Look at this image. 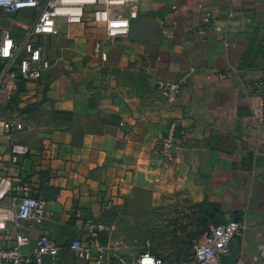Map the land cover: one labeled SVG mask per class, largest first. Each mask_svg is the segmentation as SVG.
<instances>
[{
  "label": "crops",
  "instance_id": "crops-1",
  "mask_svg": "<svg viewBox=\"0 0 264 264\" xmlns=\"http://www.w3.org/2000/svg\"><path fill=\"white\" fill-rule=\"evenodd\" d=\"M207 14L214 24L202 40L194 30ZM36 16L0 9V35L7 30L23 42ZM263 33L264 0H141L129 35L114 43L89 13L81 23L59 20L43 43L51 68L23 84L5 110L23 130H0V176L47 203L42 224H22L32 240L23 251L49 235L61 247L49 264H88L70 244L97 236L110 245L102 242L106 211L146 192L154 204L183 195L195 205H216L224 222L246 226L223 264H259L264 126L257 130L252 116L254 107L264 108V69L246 55ZM98 41L106 62L92 56ZM160 81L182 83L175 103L161 98ZM171 122L178 135L166 159L158 144ZM14 142L30 150L18 164ZM14 234L11 226L0 233V244L11 246Z\"/></svg>",
  "mask_w": 264,
  "mask_h": 264
},
{
  "label": "built area",
  "instance_id": "built-area-1",
  "mask_svg": "<svg viewBox=\"0 0 264 264\" xmlns=\"http://www.w3.org/2000/svg\"><path fill=\"white\" fill-rule=\"evenodd\" d=\"M140 2L141 0H0V9L6 13L32 10L37 14L23 42H16L7 30L0 35V130L8 135L23 130L22 122L8 118L5 110L12 105L23 84L40 81L44 72L51 68L50 61L43 54V43L46 36L56 32L59 20L69 24L81 23L85 14L89 13L94 24L105 25L107 42L114 43L129 35L133 21L139 17ZM213 24L214 18L211 14L203 16L194 30L195 34L204 40L208 31L213 29ZM215 31L225 33V29L219 26ZM104 45L102 41L96 42L92 55L102 62L108 59ZM182 87L181 82L160 81L156 90L161 98L173 104ZM252 123L257 130H262V104L253 108ZM177 135L178 124L171 122L158 144L159 152L164 158H170L176 147ZM260 143L264 145V138ZM29 153L26 144H11L13 164H18ZM25 188V185L17 188L14 178L9 175L0 176V233L8 230L10 226L15 229L13 244H0V264H46L47 258L54 263L61 247L49 235H42L34 240L31 252L23 251L24 246L32 243L30 236L23 231V222L42 224L47 213L46 201ZM245 231L246 226L237 221L212 226L195 242L192 256L184 262L174 264H223L231 242L242 237ZM69 249L78 259L88 264H173L153 255L149 250L131 262L117 258L113 247L101 244L97 236L76 239ZM259 254V264H264V242L260 245ZM116 258L118 262L114 263Z\"/></svg>",
  "mask_w": 264,
  "mask_h": 264
},
{
  "label": "rangeland",
  "instance_id": "rangeland-1",
  "mask_svg": "<svg viewBox=\"0 0 264 264\" xmlns=\"http://www.w3.org/2000/svg\"><path fill=\"white\" fill-rule=\"evenodd\" d=\"M247 60L264 69V33L255 40ZM208 210L210 205L200 207L183 195L166 196L154 204L148 193L138 192L106 211L102 242L128 261L149 250L169 263H181L192 256L194 240L219 224Z\"/></svg>",
  "mask_w": 264,
  "mask_h": 264
},
{
  "label": "trees",
  "instance_id": "trees-1",
  "mask_svg": "<svg viewBox=\"0 0 264 264\" xmlns=\"http://www.w3.org/2000/svg\"><path fill=\"white\" fill-rule=\"evenodd\" d=\"M248 55H249V53H248ZM248 55H246V58H248ZM206 205H210V207H211V210H208V214L211 216V218L213 220H216V218H218V223L219 224H216V225H220V224L226 223V222H224V218H223L222 214L220 213V210L218 209V207L216 205L203 203V204H200L199 206L203 207V206H206ZM201 238L195 239L194 240V244H195V242H198ZM194 244H193V247H194Z\"/></svg>",
  "mask_w": 264,
  "mask_h": 264
},
{
  "label": "water",
  "instance_id": "water-1",
  "mask_svg": "<svg viewBox=\"0 0 264 264\" xmlns=\"http://www.w3.org/2000/svg\"><path fill=\"white\" fill-rule=\"evenodd\" d=\"M48 262H51V263H52V261H51L50 258H47V259H46V264H49Z\"/></svg>",
  "mask_w": 264,
  "mask_h": 264
}]
</instances>
